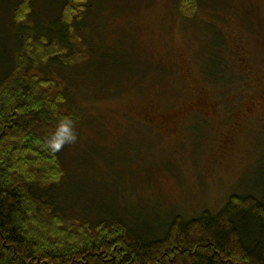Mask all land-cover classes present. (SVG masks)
Returning a JSON list of instances; mask_svg holds the SVG:
<instances>
[{
    "label": "trees",
    "instance_id": "1",
    "mask_svg": "<svg viewBox=\"0 0 264 264\" xmlns=\"http://www.w3.org/2000/svg\"><path fill=\"white\" fill-rule=\"evenodd\" d=\"M14 1L0 0V12L11 15L7 37L0 34V44L5 47L0 55L6 60L0 61V264H264V202L252 194L234 193L218 212L205 209L192 218L173 208L167 213L146 208V222L131 216L132 223L144 232L161 225L158 237L152 238L140 236L124 220L106 219L117 218L119 208H102L95 197L103 193L88 189L84 203L81 197L70 201L68 188L75 180L65 181L68 171L60 154V146L70 140L65 132L85 122L88 133L98 125L105 127L102 113L85 117L74 101L95 104L124 97L130 85L144 83L149 74L145 70L127 84V66L122 65L119 78L113 79L101 63H89L108 55L102 44L110 39L109 31H127L125 25L122 29L110 24L119 16L113 13L120 7L113 10L97 0H60L55 11L44 4L35 12V0ZM206 1L191 0L195 10L186 15L181 11L184 0H179L180 16L195 21L199 11L225 24L228 1L222 5L212 1L222 6V12L214 11L219 8ZM0 22L1 29L7 26L1 16ZM202 26H207L206 42L212 34L216 47L205 74L218 82L236 67V51L218 26ZM220 35L223 40L218 42ZM128 41L125 36L123 49L116 51H126ZM11 43L14 49L9 50ZM223 50L234 58L230 68L220 57ZM5 62H9L6 67ZM53 65L60 66L57 76L48 70ZM35 67L45 76L32 73ZM69 67L76 69L75 78L62 76ZM176 95L180 91L171 93L172 98ZM101 133L106 135V130L94 131L91 140ZM96 150H87L94 157L83 166V160H76L75 168H81L76 173L86 165L88 169L99 166ZM90 176L84 178H92L94 184L95 175ZM91 193L96 195L88 200ZM85 212L96 213V219L81 218Z\"/></svg>",
    "mask_w": 264,
    "mask_h": 264
},
{
    "label": "rangeland",
    "instance_id": "2",
    "mask_svg": "<svg viewBox=\"0 0 264 264\" xmlns=\"http://www.w3.org/2000/svg\"><path fill=\"white\" fill-rule=\"evenodd\" d=\"M97 1L113 10L120 7L115 10L118 14L113 13L119 16L110 24L115 28L125 25L127 31L124 35L109 31L110 39L102 44L108 55L92 58L89 63H101L113 79L119 78L122 65L127 66V84L145 70L149 77L144 83L130 85L128 95L121 98L95 104L74 101L85 117L102 113L105 127L98 125L93 133L104 128L106 135L101 133L91 140L93 133H88L86 122L66 130L70 140L60 146L68 171L65 181H77L68 188L70 201L81 197L84 203L88 189L103 193L95 197L102 208H119L117 218L106 219L124 220L145 238L158 237L161 229L157 224L144 232L132 223V217L146 222V208H158L160 213L173 210L192 218L205 209L218 212L234 193L252 194L264 202V0H207L208 6L212 1L221 5L228 1L223 12V17L229 18L226 25L199 11L195 21L184 20L178 11L179 0ZM58 2L35 0L34 11L44 4L55 11ZM220 4H212L219 8L214 11L220 12ZM194 6L191 0H184L181 11L190 15ZM38 15L35 13V18ZM0 16L8 21L0 28V34L7 37L11 15L0 12ZM202 25L218 26L236 51V67L218 82L205 74L216 47L212 34L206 42L207 26ZM125 36L130 40L125 45L127 52H117L123 49ZM7 46L14 49L12 43ZM3 47L0 44V51ZM125 52L127 56L122 57ZM220 57L230 68V60H234L231 52L224 55L223 50ZM4 58L0 55L1 62ZM8 63L2 64L6 67ZM53 66L48 70L57 76L60 66ZM63 70L65 78L77 76L73 67ZM32 71L45 76L37 67ZM177 91L180 95L172 98L171 93ZM96 147L99 166L88 169L86 165L76 173L81 169L75 168L76 160H83V166L94 157H89L87 150ZM85 174L95 175L96 182L92 184V178H84ZM91 195L88 200L96 194ZM95 214L85 212L81 218L95 220Z\"/></svg>",
    "mask_w": 264,
    "mask_h": 264
}]
</instances>
